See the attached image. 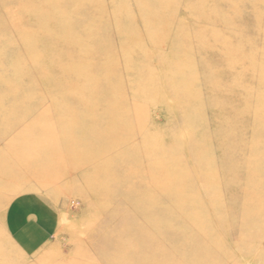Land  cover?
Returning <instances> with one entry per match:
<instances>
[{
	"label": "rangeland",
	"instance_id": "1",
	"mask_svg": "<svg viewBox=\"0 0 264 264\" xmlns=\"http://www.w3.org/2000/svg\"><path fill=\"white\" fill-rule=\"evenodd\" d=\"M0 264H264V0H0Z\"/></svg>",
	"mask_w": 264,
	"mask_h": 264
},
{
	"label": "bare ground",
	"instance_id": "2",
	"mask_svg": "<svg viewBox=\"0 0 264 264\" xmlns=\"http://www.w3.org/2000/svg\"><path fill=\"white\" fill-rule=\"evenodd\" d=\"M68 69V68H67ZM65 74V73H64Z\"/></svg>",
	"mask_w": 264,
	"mask_h": 264
}]
</instances>
